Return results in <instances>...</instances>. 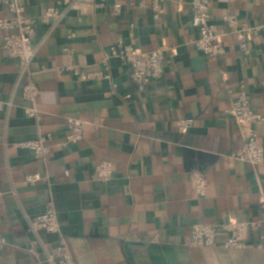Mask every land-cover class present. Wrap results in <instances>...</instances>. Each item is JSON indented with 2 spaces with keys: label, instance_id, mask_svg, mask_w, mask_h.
<instances>
[{
  "label": "crops",
  "instance_id": "0c3cea01",
  "mask_svg": "<svg viewBox=\"0 0 264 264\" xmlns=\"http://www.w3.org/2000/svg\"><path fill=\"white\" fill-rule=\"evenodd\" d=\"M22 1L30 16L64 2ZM145 1L146 7L140 0H84L66 14L32 64L40 122L24 112L30 103L16 85L20 61L9 55L0 29V235L10 243L0 250V264H37L25 250L34 240L27 217L42 214L49 201L77 264H264V250L199 247L190 239L194 223L244 221L263 212L264 166L231 158L244 140L223 110L233 100L226 86L245 81L252 107L264 115V0H211L213 20L227 33L226 53L217 60L193 44L192 0H163L159 18L152 0ZM228 13L253 27L249 53L223 23ZM46 33L39 26L35 43ZM119 37L142 51L165 46L163 78L140 91L119 58L104 63ZM68 67L100 68L105 76L81 81ZM70 117L86 121L83 138L58 147ZM183 119L193 120L186 131L178 125ZM256 127L264 146V121ZM40 131L55 136L46 161L15 146ZM102 161L113 163L107 180L98 176ZM194 170L209 175L204 198L191 187ZM31 174L38 180L27 184ZM41 236L51 248L60 240Z\"/></svg>",
  "mask_w": 264,
  "mask_h": 264
},
{
  "label": "built area",
  "instance_id": "2783aa9c",
  "mask_svg": "<svg viewBox=\"0 0 264 264\" xmlns=\"http://www.w3.org/2000/svg\"><path fill=\"white\" fill-rule=\"evenodd\" d=\"M62 7L51 6L38 16H30L26 13L22 0H0L9 14V17L0 18V29L4 30V47L9 50L11 57L20 61L16 85L22 86L23 97L30 104L24 108L27 117L40 122L41 111L37 106L40 95L39 85L32 80V64L39 48L45 44L61 25L66 14L78 9L84 0H63ZM184 0H179L182 2ZM163 0H152V8L155 18L163 13ZM139 6L146 7V1L140 0ZM211 0H192L191 13L192 25L197 29L198 36L193 41L194 46L210 60H217L226 53L222 33L217 22L211 14ZM121 4L114 6V13L119 15ZM222 21L227 25L230 34L237 36L241 49L249 53L248 38L253 33V27L241 23L234 15L225 14ZM47 26V33L39 43H35V35L39 26ZM73 55L71 49H65ZM104 59L117 57L128 68L131 80L140 91H144L153 83L160 81L165 72L167 49L160 46L152 51H142L132 44L126 43L123 37H119L112 45ZM45 68V67H43ZM77 79L81 81L97 79L105 76L104 70L97 68L91 72H83L78 68L68 67ZM63 70V69H62ZM61 70V71H62ZM229 94L233 95L231 105L223 110L227 115L234 117L240 125V132L244 143L239 152L233 153L231 158L247 163L253 167L264 166V146L260 142L257 125L264 121V115L255 110L251 105V99L245 81H239L236 86H226ZM12 103H10L11 105ZM67 122V138L57 144L58 147H66L78 143L84 135L86 121L80 118L70 117ZM193 124L192 119L179 121L181 131H186ZM39 137L18 143L15 146L29 150L34 158L46 161L53 151L51 142L54 140L52 133L39 132ZM114 172L111 161H102L98 166V176L102 180L109 179ZM190 183L198 198H204L208 191V174L204 171L194 170L190 173ZM26 183L33 184L38 180V175L26 176ZM52 201L46 204L45 211L36 217H27L29 230L34 235V240L25 247V250L34 255L37 264H77L71 254L66 239L62 234L61 224L57 210ZM261 208L259 217L236 221L230 220L223 223H194L190 229L191 244L199 247H220L231 250H244L249 247L264 250V195H261ZM60 235V240L55 248H51L42 238L41 232ZM10 243L4 235H0V250Z\"/></svg>",
  "mask_w": 264,
  "mask_h": 264
}]
</instances>
